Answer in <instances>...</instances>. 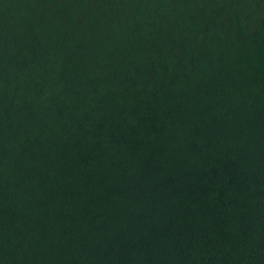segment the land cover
<instances>
[{
    "label": "trees",
    "instance_id": "16d2710c",
    "mask_svg": "<svg viewBox=\"0 0 264 264\" xmlns=\"http://www.w3.org/2000/svg\"><path fill=\"white\" fill-rule=\"evenodd\" d=\"M0 264H264V0H0Z\"/></svg>",
    "mask_w": 264,
    "mask_h": 264
}]
</instances>
